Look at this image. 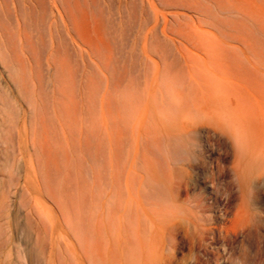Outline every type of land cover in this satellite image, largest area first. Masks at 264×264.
I'll use <instances>...</instances> for the list:
<instances>
[{"label": "rangeland", "instance_id": "obj_1", "mask_svg": "<svg viewBox=\"0 0 264 264\" xmlns=\"http://www.w3.org/2000/svg\"><path fill=\"white\" fill-rule=\"evenodd\" d=\"M57 4L0 0V264H264L211 159L198 180L146 130L213 50L264 79V0Z\"/></svg>", "mask_w": 264, "mask_h": 264}, {"label": "bare ground", "instance_id": "obj_2", "mask_svg": "<svg viewBox=\"0 0 264 264\" xmlns=\"http://www.w3.org/2000/svg\"><path fill=\"white\" fill-rule=\"evenodd\" d=\"M209 58L214 65L188 67V79L181 88L169 86L171 99H162L146 130L162 152H184L183 161L198 180H206L203 171L208 172L211 159L214 169L209 173L221 182H207L208 194L216 192L225 198L250 242L264 234V79L232 69L226 53L213 50ZM142 163L148 172L146 151ZM157 181L160 184L163 179ZM177 192L182 196L188 189L181 184ZM196 201L200 206L207 204ZM163 205L153 209L158 216L164 214ZM67 228L74 229L70 221ZM63 246L68 248L66 242Z\"/></svg>", "mask_w": 264, "mask_h": 264}]
</instances>
